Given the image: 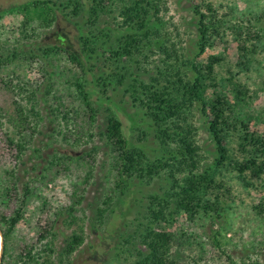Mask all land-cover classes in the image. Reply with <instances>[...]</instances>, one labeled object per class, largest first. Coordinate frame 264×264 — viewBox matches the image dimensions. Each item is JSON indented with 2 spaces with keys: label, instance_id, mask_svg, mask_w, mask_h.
I'll return each mask as SVG.
<instances>
[{
  "label": "trees",
  "instance_id": "16d2710c",
  "mask_svg": "<svg viewBox=\"0 0 264 264\" xmlns=\"http://www.w3.org/2000/svg\"><path fill=\"white\" fill-rule=\"evenodd\" d=\"M189 1L195 3L194 18L199 36L194 57L188 56L182 48V51L176 49V44L171 42V33L164 19L168 12L166 0H30L0 13V73L16 61L36 62L45 70L47 63L65 61L76 71L74 83L91 127L96 125L105 103L103 96L112 101L107 94L118 91L120 87L136 109L135 113L127 116L130 125L121 119L125 112L122 105L126 101H122V105L112 101L106 109L107 122L99 135L112 154L113 186L95 213L93 227L98 230L106 227L108 236L119 233V221L124 227L129 226L123 222L126 215L122 207L129 205L126 197L133 192L136 183L150 185L156 179L166 182L160 192L148 193L146 212L142 220L136 218L134 239L139 238V242H132L133 236L124 238V242H99L92 247L91 264H202L204 242H180L179 235L187 237L188 234L183 229L178 230L177 226L180 227L182 220L195 221L202 215L212 222L227 218L225 197L231 193L225 180L219 179L220 167L234 164L239 174L245 178L249 176L255 183L263 182L264 186V136L251 130L253 120L240 119L237 113L248 105L249 92L233 79L230 80V89L234 94L220 86L215 68L222 59L208 52L212 35L222 21L215 19L217 15L210 5L207 11L211 16L196 5L198 0ZM11 15L23 17L17 26L21 38L16 41L36 37V44L27 46L28 50L8 48L5 53L2 48V39L9 40L11 32L16 33L1 26L4 17ZM210 17L215 20L210 21ZM62 21L73 25L76 34L70 38L67 34L58 36V44H44L41 39L45 30ZM254 28L245 26L241 30L249 33ZM241 30L237 32L236 28L235 35L241 37ZM255 37L260 38V34ZM244 59L242 64L249 69L250 60L247 56ZM192 71L195 75L190 77ZM90 73L93 79L89 80L87 76ZM44 79L49 80L48 75ZM24 84L30 90L21 86ZM11 86L12 82L6 83L10 90ZM40 86V83L30 82L18 84L19 91L29 93L27 106L17 108L16 124L21 140L32 137L41 127L43 117L37 97ZM96 87L99 88V96L94 102ZM51 90L53 87L48 93ZM64 110L63 118L67 120L71 113L69 109ZM56 111L60 112L59 108ZM197 112L201 114L203 126L218 154L214 160L215 169L209 168L204 172H200L203 156L196 140L198 127L190 120V116ZM136 118L140 119L138 126ZM133 130L139 132L138 143H134L130 135ZM231 130L242 133L240 146L246 155L241 162L230 156L226 139ZM88 136L92 138L93 134ZM151 140L161 150L158 156L148 152ZM10 143L14 141L10 139ZM25 144L26 141L16 145L17 158H22ZM91 157L92 154L87 153L79 157L78 162ZM68 159L73 160L71 157ZM59 162L66 163V159L55 156L51 165ZM13 187L16 208L9 216H0L3 239L0 264H8L10 235L23 219L24 209L34 194L28 184L24 186L22 195L16 181ZM120 197H125L122 205ZM79 198L83 199V193ZM138 200L135 199L136 204L140 202ZM253 209L264 219V192ZM55 219H50L48 226L42 228L40 241L46 243H42L41 248H25L16 256L17 264H54ZM216 238L212 243L222 250L221 242ZM83 244L84 237L73 234L66 240L61 257L71 259ZM248 259H251V254Z\"/></svg>",
  "mask_w": 264,
  "mask_h": 264
},
{
  "label": "rangeland",
  "instance_id": "374dc122",
  "mask_svg": "<svg viewBox=\"0 0 264 264\" xmlns=\"http://www.w3.org/2000/svg\"><path fill=\"white\" fill-rule=\"evenodd\" d=\"M28 1L30 0H0V13ZM166 1L168 12L164 19L171 33V42L176 44V49L180 51L184 49L188 56L194 57L198 50L196 43L199 38L194 18L195 3L189 0ZM198 1L196 5L202 7L204 13L212 15L207 11L210 5L217 15L215 19L222 21L213 33L211 47L208 49L209 54L222 59L215 68L217 82L230 93L233 92L230 89L231 79L248 90L249 103L237 110L238 117L253 120L251 130H256L264 136V0ZM209 19L215 20L213 17ZM22 20V15L5 16L2 20L1 26L5 30L16 31L11 32L9 40L2 39L5 53L8 48L22 47L28 50L27 46L36 44V37L16 41L21 38L17 33L19 31L17 26ZM72 26L65 21L56 23L52 29L45 30L41 41L44 44H58L60 41L58 36L67 34L70 38L76 34ZM245 26L255 28L248 33V30H241ZM236 28L237 32L240 30L243 32L241 37L235 35ZM258 33L260 38L255 37ZM239 48L243 50L240 51ZM245 56L250 60L249 69H245L242 64ZM75 72L65 61L47 63L46 70L36 62L16 61L9 69H4L0 73V216L3 214L9 216L16 208L14 197L16 194L13 190L15 181L20 195L24 193L23 188L26 184L32 186L34 190L24 209L23 219L10 235L9 254L6 260L8 264H17L16 256L23 253L28 246L41 248V244L46 243L40 241L42 228L47 227L50 219L55 218L54 232L57 241L56 252L53 255L54 264H91L89 256L93 251L92 247L99 242H124V238L128 239L129 236H133L132 242H139V238L134 239L136 218L142 220L146 212L148 193L160 192L161 187L166 185L165 181L157 179L150 185L136 183L133 192L126 197L129 205L127 208L122 207L126 215L123 222L129 226L124 227L119 221L118 227L121 228L119 233L108 236L105 232L106 227L99 230L93 227L95 213L113 186L112 154L99 135L107 122L106 109L112 101L119 105L126 101L125 105H122L125 112L121 118L126 125H130L127 116L135 113L136 109L120 87L118 91H110L107 94L112 101H108L106 95L103 96L105 103L101 107L96 125L91 127L86 121L83 111L85 107L74 83ZM47 75L49 80L45 81L44 77ZM193 75L195 73L192 71L190 77ZM87 79H93L91 73ZM8 82H12V90L6 87ZM22 82L41 84L37 97L40 100L38 103L43 117L38 132L25 140H21L16 124L17 108L21 105L27 106L29 103V93L18 89V84ZM21 86L30 90L25 84ZM50 86L53 90L48 93ZM98 91L99 88L96 87V96L92 98L94 102L99 96ZM58 108L60 112L56 111ZM64 109H69L71 113L67 120L63 118ZM139 120L136 118V126L139 125ZM190 120L198 127L196 140L201 146L203 156L200 172L209 168L215 169L214 160L218 154L206 127L203 126L201 114L197 112L194 116L191 115ZM89 134H93L92 138L88 136ZM241 134L239 131L231 130L226 139L231 158L240 162L246 155L240 146ZM130 135L134 143H138L139 132L133 130ZM10 139L14 143L11 144ZM25 141L26 147L22 158H17L16 145ZM148 145V152L152 156L161 153L153 140ZM87 153H91L92 157L79 163L78 158ZM55 156L61 159L64 157L66 163L51 165ZM68 157L73 160H69ZM220 168L219 179L225 180L231 193L225 197L227 218L212 222L202 215L195 221L182 220L177 229L185 230L188 236L180 234V242H204L202 264L254 262L264 264V219L253 209L264 192L263 182L255 183L249 176L245 178L235 170L234 164ZM82 193L83 199L80 200L79 196ZM135 199H139L144 206H140V202L136 204ZM124 201L125 197H120L121 205ZM75 233L84 237V244L71 259L62 258L61 253L66 246V240ZM215 238L217 242H221L222 250L214 247L212 242H216ZM249 254L251 259H248Z\"/></svg>",
  "mask_w": 264,
  "mask_h": 264
},
{
  "label": "bare ground",
  "instance_id": "6f19581e",
  "mask_svg": "<svg viewBox=\"0 0 264 264\" xmlns=\"http://www.w3.org/2000/svg\"><path fill=\"white\" fill-rule=\"evenodd\" d=\"M2 243H3V240H2V236L0 234V257H1Z\"/></svg>",
  "mask_w": 264,
  "mask_h": 264
},
{
  "label": "water",
  "instance_id": "95a60500",
  "mask_svg": "<svg viewBox=\"0 0 264 264\" xmlns=\"http://www.w3.org/2000/svg\"><path fill=\"white\" fill-rule=\"evenodd\" d=\"M0 234H1V232H0ZM1 236H2V234H1ZM2 253H3V243H2L1 257H2ZM1 257H0V262H1Z\"/></svg>",
  "mask_w": 264,
  "mask_h": 264
}]
</instances>
